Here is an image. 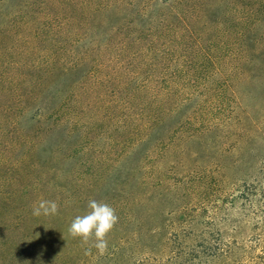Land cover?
<instances>
[{"label": "rangeland", "instance_id": "374dc122", "mask_svg": "<svg viewBox=\"0 0 264 264\" xmlns=\"http://www.w3.org/2000/svg\"><path fill=\"white\" fill-rule=\"evenodd\" d=\"M19 4L0 0V264H145V197L155 215L188 205L264 241V0H208L196 12L198 41L161 63L160 86L174 90L146 142L145 97L127 116L115 106L133 71L145 78V35L81 60L62 49L65 31L24 24ZM43 104L48 115L64 106L58 124L35 122ZM92 199L119 217L103 252L68 233ZM41 200L58 214L33 216Z\"/></svg>", "mask_w": 264, "mask_h": 264}, {"label": "trees", "instance_id": "16d2710c", "mask_svg": "<svg viewBox=\"0 0 264 264\" xmlns=\"http://www.w3.org/2000/svg\"><path fill=\"white\" fill-rule=\"evenodd\" d=\"M207 1L20 0L19 8L24 24L52 27L53 35L65 31L67 40L64 39L62 49L69 54H79L81 60L94 51L103 53L110 45L127 51L129 40L141 44L145 35V78L141 82L140 71H133L129 82L136 86L128 89L127 99L119 96L115 106L123 112L122 115L127 116L126 111L133 106L131 98L137 101L145 97L142 111L145 110L146 142L161 129L166 92L172 95L174 90L173 83L166 92L160 86L165 76L161 63L172 61L171 66H174V54L198 41L200 33L196 31L195 14L200 9L208 8ZM103 24L110 27L106 35L99 38L94 31ZM66 27L71 30L68 31ZM85 39L88 44L81 49L80 43ZM103 40H106L104 45L100 43ZM172 79L171 82H174ZM120 80L117 88L121 91L127 85ZM176 107H171V114L175 113ZM37 109L35 122L43 124L51 118L58 124V116L63 114L64 106L54 109L50 115L44 104ZM135 114L142 115L139 111ZM160 144L155 139L154 146L159 148ZM155 201L145 197V207H149L145 215L149 223L145 227V237L148 238L145 243V264H264V241L245 240L236 229L224 232L217 228L222 221L215 215L195 214L188 205L164 212L156 208L155 215L152 210L156 207Z\"/></svg>", "mask_w": 264, "mask_h": 264}, {"label": "clouds", "instance_id": "9594fccd", "mask_svg": "<svg viewBox=\"0 0 264 264\" xmlns=\"http://www.w3.org/2000/svg\"><path fill=\"white\" fill-rule=\"evenodd\" d=\"M87 211L82 215H77L68 227L69 235L76 239L79 238L83 245H88L94 241V246L103 252L107 249L108 234L118 223L119 217L115 209L109 204L89 200ZM59 212V205L53 200H41L32 208L33 216H54Z\"/></svg>", "mask_w": 264, "mask_h": 264}]
</instances>
